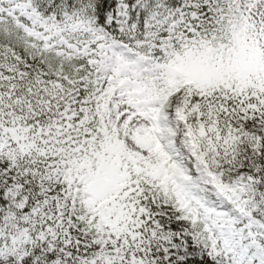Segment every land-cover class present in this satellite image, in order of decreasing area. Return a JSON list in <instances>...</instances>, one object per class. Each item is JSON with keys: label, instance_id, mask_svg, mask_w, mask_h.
<instances>
[{"label": "snow or ice", "instance_id": "obj_1", "mask_svg": "<svg viewBox=\"0 0 264 264\" xmlns=\"http://www.w3.org/2000/svg\"><path fill=\"white\" fill-rule=\"evenodd\" d=\"M0 264H264V0H0Z\"/></svg>", "mask_w": 264, "mask_h": 264}]
</instances>
